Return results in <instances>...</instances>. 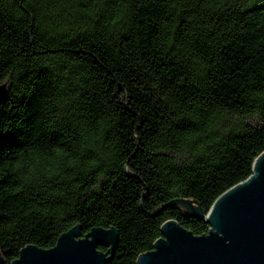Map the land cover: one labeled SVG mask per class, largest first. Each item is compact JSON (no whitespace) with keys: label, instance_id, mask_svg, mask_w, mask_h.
<instances>
[{"label":"trees","instance_id":"obj_1","mask_svg":"<svg viewBox=\"0 0 264 264\" xmlns=\"http://www.w3.org/2000/svg\"><path fill=\"white\" fill-rule=\"evenodd\" d=\"M3 83L5 264L75 226L136 264L170 220L208 232L163 206L206 214L264 151V0H0Z\"/></svg>","mask_w":264,"mask_h":264},{"label":"water","instance_id":"obj_2","mask_svg":"<svg viewBox=\"0 0 264 264\" xmlns=\"http://www.w3.org/2000/svg\"><path fill=\"white\" fill-rule=\"evenodd\" d=\"M6 94L7 83H3L0 85V103L6 100ZM250 177L252 181L249 178L244 181L248 185L239 183L230 188L233 193L227 197L223 198V195L230 189L219 196L222 200L216 199L206 214L198 205L184 199H176L163 206L159 213L173 204H187L199 209L196 215L191 216L209 226L207 235L194 236L170 220L161 226V237L153 244L152 251L144 257L140 255L136 264H264V151L255 158ZM236 186L241 188L235 190ZM102 233L109 240L97 243L94 236ZM118 241L115 229L92 228L82 236L80 228L75 226L63 233L56 245L49 249L54 252H37L44 250L29 245L20 256L25 257L26 264L29 254L32 256L31 264H109ZM72 242L81 245L76 246ZM99 246L107 247V251H98ZM12 264H20L19 259Z\"/></svg>","mask_w":264,"mask_h":264},{"label":"snow or ice","instance_id":"obj_3","mask_svg":"<svg viewBox=\"0 0 264 264\" xmlns=\"http://www.w3.org/2000/svg\"><path fill=\"white\" fill-rule=\"evenodd\" d=\"M260 161H261V160H260ZM249 180L252 181V180H253L252 177H249ZM241 184H242L243 186H246V185H248L249 183H246V182H244V181H241ZM239 188H241V187H240V186H236V187H235V190H236V189H239ZM230 193H233V190L230 189L228 194H224V195H223V198L227 197ZM149 195H151V194H149ZM216 199H217L219 202L222 200V198L219 197V196H217ZM217 205H218V203L215 204V209H216ZM176 211L182 213L184 216H188V215H196L197 212L199 211V209H193V208L191 207V205H187V204H185V205H177V206H176ZM213 214H214V211L211 213V218L213 217ZM211 218H210V219H211ZM210 219H209L208 221H210ZM208 221H207V223L210 224V225H212V224L209 223ZM169 225H172V224H169ZM212 227H213V226H212ZM187 231H191V229H188ZM204 235H207V233H204ZM4 236H5V232H4L3 228H0V240H3ZM94 239L96 240L97 243H106V242H108L109 237H108L105 233H102V234L99 235V236H94ZM72 243H73V242H72ZM73 245L78 246V245H81V244L73 243ZM84 245L87 246V244H84ZM29 248H33V247H29ZM29 248H28V249H29ZM28 249H27V250H28ZM33 249H35V248H33ZM56 250H57V249H56ZM84 250H87V248H85ZM25 252H26V251H24L23 253H25ZM37 252L51 253V252H54V251H51V250H47V249H46V250H44V251H37ZM94 252H95V248H94ZM8 255H11V253H10V252H7V253H0V264H5V262H6V258H7ZM141 255H142L143 257L145 256L144 254H141ZM18 259H19L20 264H26V262H25V257H24L23 255L20 256V257H18ZM31 259H32V256H31V254H29L27 264H31Z\"/></svg>","mask_w":264,"mask_h":264},{"label":"clouds","instance_id":"obj_4","mask_svg":"<svg viewBox=\"0 0 264 264\" xmlns=\"http://www.w3.org/2000/svg\"><path fill=\"white\" fill-rule=\"evenodd\" d=\"M22 167H24L23 164H19V165H17V168H22Z\"/></svg>","mask_w":264,"mask_h":264}]
</instances>
